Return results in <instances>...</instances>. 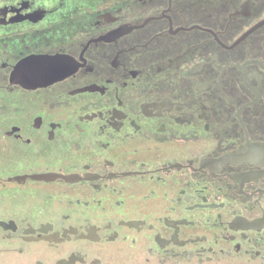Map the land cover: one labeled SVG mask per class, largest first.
<instances>
[{
	"label": "flooded vegetation",
	"instance_id": "obj_1",
	"mask_svg": "<svg viewBox=\"0 0 264 264\" xmlns=\"http://www.w3.org/2000/svg\"><path fill=\"white\" fill-rule=\"evenodd\" d=\"M0 264H264V0H0Z\"/></svg>",
	"mask_w": 264,
	"mask_h": 264
},
{
	"label": "water",
	"instance_id": "obj_2",
	"mask_svg": "<svg viewBox=\"0 0 264 264\" xmlns=\"http://www.w3.org/2000/svg\"><path fill=\"white\" fill-rule=\"evenodd\" d=\"M27 67L31 68H38L37 73L40 75L42 74L43 78V85H45L48 82H54V81H59L71 74L72 71L69 69L73 67L72 65L69 66L68 62L65 61V59L61 56H56L53 58H33L26 60L22 63H20L16 67V71L14 74V79L16 82H21L23 76H24V69ZM43 69H48L50 71H40V68ZM51 67H53V71H51ZM91 90L90 88L84 89L83 91H88Z\"/></svg>",
	"mask_w": 264,
	"mask_h": 264
}]
</instances>
